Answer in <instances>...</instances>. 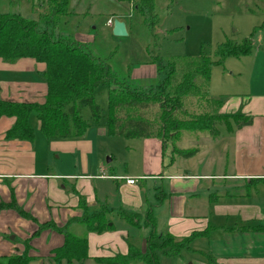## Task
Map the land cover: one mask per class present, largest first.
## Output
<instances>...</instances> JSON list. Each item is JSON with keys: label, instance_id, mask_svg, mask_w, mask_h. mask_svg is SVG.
I'll list each match as a JSON object with an SVG mask.
<instances>
[{"label": "crops", "instance_id": "crops-1", "mask_svg": "<svg viewBox=\"0 0 264 264\" xmlns=\"http://www.w3.org/2000/svg\"><path fill=\"white\" fill-rule=\"evenodd\" d=\"M44 70L45 64L30 58L19 59L13 64L0 59V101L43 103L47 94L42 79ZM217 113L221 116H247L252 122L240 128L233 123L224 125L223 135L214 127L216 134L211 135L210 140L218 137L224 140L223 147L213 152L218 157L216 161L221 158V168L219 173L205 175L165 174V171L159 174L168 147L157 138L142 142L143 153L147 146L157 152L150 161L144 157L140 173L116 175L104 167L97 150L100 136L112 138L106 128L89 126L80 138L47 140L39 130V122L31 114L29 122L34 130L33 141L7 140L6 132L15 119L1 117L0 202L8 203L13 194L17 204L39 224L53 222L57 227L80 218L79 197L84 199L89 212L102 206L111 210L112 229L101 234L88 233V258L69 263L103 264L98 259L127 254L133 241L132 231L135 227L139 229L142 219L149 229L145 236L146 248L147 239L151 233L156 234L158 228L154 211L156 208L165 209L169 193L167 205L170 206L171 221L168 223L174 224L172 230L181 227L182 231L180 235L167 234L182 238L205 231V237L193 242L207 241L210 250L207 251L211 254V257L207 255V264H264V84H250L247 97H226ZM195 149L198 153V147ZM172 163L167 168L169 171H173ZM128 178L134 179L135 183L128 185ZM147 180L162 182L157 186L160 200L152 209L148 194L143 192ZM200 181H207L209 187L201 190ZM120 211L133 213L137 218L133 224L126 223L119 217ZM147 216H151L153 227L146 223ZM78 226V223H70L68 229L76 232ZM35 229V223L21 218L14 211L1 210L0 257L21 255L25 249L23 242ZM63 242L61 234L43 230L29 242L28 255L32 257L29 264H55L50 251ZM60 264L68 263L62 261Z\"/></svg>", "mask_w": 264, "mask_h": 264}, {"label": "rangeland", "instance_id": "rangeland-1", "mask_svg": "<svg viewBox=\"0 0 264 264\" xmlns=\"http://www.w3.org/2000/svg\"><path fill=\"white\" fill-rule=\"evenodd\" d=\"M67 1V13L58 18L50 17L54 11L50 12L48 9V0H0V13L19 14L26 19H33L39 23V30L51 32L54 38L67 36L74 39L95 60L109 66L112 73L111 82L115 87L113 90L127 87L151 97L158 96L157 98L161 95V89L157 86L163 80V73L158 72L156 67L149 63L151 60L205 56L213 62L216 60L218 45L225 42L241 44L245 39H249L252 43L250 56L229 57L222 64L213 65L207 85L197 78L196 83H199V86L203 84L202 93L198 97L183 99L181 109L175 113L179 121L211 113L214 106L210 99L223 100L230 95L244 98L249 94L250 84H264V0H153V12L145 18L137 12L139 0L126 3L116 0ZM108 20H111L112 24L114 21L124 23L127 35L114 36L112 28L107 26ZM108 93L109 87L106 84L99 85L93 92L94 101L100 108L99 124H94L87 107L81 110L82 119L93 128H106ZM157 106L145 114L146 117L149 114L148 120L152 124L155 120L156 123L159 122L160 110ZM31 117L36 120L34 114ZM211 120L219 123L214 127L223 135L226 118L214 117ZM169 132L173 134V129L162 132L167 134L164 135V144L168 148L162 160L164 166L160 167L159 174L162 171H165V174L179 172L190 175L220 172L221 158L216 161L218 157L213 152L223 147L222 138L211 141V135L215 134L207 131L196 134L198 131L178 129L174 135ZM145 139L147 138L100 136L97 140V150L104 167L110 170V173L121 176L126 173L130 176L140 173L144 157L150 161L157 152L147 146L143 153L142 142ZM196 147L199 152L191 158L179 157L173 153L175 148L193 150ZM170 163L174 164L173 171L167 169ZM149 180L145 181L146 188L143 192L148 194V203L152 209L160 200L157 186L162 182ZM208 184L207 181H200V189H206ZM168 196L169 193L165 209L156 208L154 211L158 227L156 234L159 238L167 233L180 235L182 231L181 227L172 230L174 224L168 223L171 221L170 206L167 205ZM134 230L132 244L143 251L145 236L149 232L145 219L139 222V229L135 227ZM70 232L81 235L83 227L79 225L76 232L71 229ZM206 242L204 239L192 242L189 250H181L176 256L159 252L158 264H207V257L211 254L207 251L209 249Z\"/></svg>", "mask_w": 264, "mask_h": 264}, {"label": "trees", "instance_id": "trees-1", "mask_svg": "<svg viewBox=\"0 0 264 264\" xmlns=\"http://www.w3.org/2000/svg\"><path fill=\"white\" fill-rule=\"evenodd\" d=\"M126 3L131 0H116ZM67 0H48V9L54 11L50 17H62L67 13ZM137 12L145 18L153 12V0H139ZM51 19V18H50ZM252 52V43L245 39L241 44L225 42L218 45L215 61L208 57L171 58L161 61L153 59L149 63L163 73V80L157 86L161 89L160 98L151 97L127 87L113 90L112 73L108 65L95 60L74 39L61 36L54 38L51 32L39 30V23L26 19L19 14L0 13V59L6 64H13L19 59L30 58L45 64L42 79L47 86V94L43 103H12L0 101V118H14V124L6 132L7 140L33 141L34 130L29 117L34 114L39 122V130L47 140H69L80 138L89 128V124L81 117V110L87 107L94 124H99L100 108L93 98L94 90L101 84L109 87L108 113L106 119L107 134L111 137L124 139L149 138L159 139L164 144L171 130L174 135L178 129L183 131H198L214 133V125L219 124L211 119L222 117L217 113L223 105L222 99H210L213 104L211 113H205L191 120L179 121L175 113L181 109L183 99L201 95V87L207 85L213 65L222 64L227 58L247 57ZM197 78L203 84L196 83ZM126 86V85H125ZM164 94V97L162 95ZM160 110L158 121L151 123L147 115L154 106ZM224 125L233 123L240 128L251 124L250 117L243 115L224 116ZM180 126V127H179ZM178 127V129H177ZM216 134V133H215ZM197 152L175 148L173 153L183 158H191ZM78 209L80 218L69 220L63 227H57L53 222L39 224L34 217L25 212L15 201L12 194L8 203L0 202L1 210H12L21 218L36 224L34 233L23 242L24 252L21 255L1 256L0 264H29L32 257L28 255L29 242L43 230H53L64 237L63 244L50 251V258L55 264L66 261L82 262L87 259V234H101L112 229L109 220L111 210L102 206L89 212L83 198L79 197ZM119 217L126 223L133 224L137 216L133 213L120 211ZM78 223L83 227V233L76 235L68 229L70 223ZM154 226L151 216L146 217V223ZM206 232H193L187 237L175 238L165 234L159 238L151 233L146 241V248L141 252L136 246L129 244L125 255L98 259L103 264H158V253L176 256L181 250L190 249L191 243L205 237Z\"/></svg>", "mask_w": 264, "mask_h": 264}, {"label": "water", "instance_id": "water-1", "mask_svg": "<svg viewBox=\"0 0 264 264\" xmlns=\"http://www.w3.org/2000/svg\"><path fill=\"white\" fill-rule=\"evenodd\" d=\"M112 34L116 37L126 36L127 32L124 23L119 21H114L112 26Z\"/></svg>", "mask_w": 264, "mask_h": 264}, {"label": "built area", "instance_id": "built-area-1", "mask_svg": "<svg viewBox=\"0 0 264 264\" xmlns=\"http://www.w3.org/2000/svg\"><path fill=\"white\" fill-rule=\"evenodd\" d=\"M107 26H109V27H112V26H113L111 20H108V22H107ZM126 183H127L128 185H133V184L135 183V180L132 179V178H128V179H126Z\"/></svg>", "mask_w": 264, "mask_h": 264}]
</instances>
